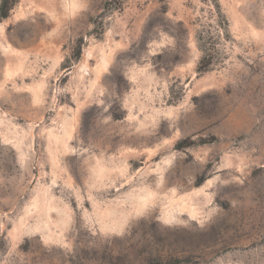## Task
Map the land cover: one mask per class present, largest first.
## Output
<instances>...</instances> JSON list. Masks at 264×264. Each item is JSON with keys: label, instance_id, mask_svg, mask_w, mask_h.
<instances>
[{"label": "rangeland", "instance_id": "374dc122", "mask_svg": "<svg viewBox=\"0 0 264 264\" xmlns=\"http://www.w3.org/2000/svg\"><path fill=\"white\" fill-rule=\"evenodd\" d=\"M0 264H264V0L0 17Z\"/></svg>", "mask_w": 264, "mask_h": 264}, {"label": "trees", "instance_id": "16d2710c", "mask_svg": "<svg viewBox=\"0 0 264 264\" xmlns=\"http://www.w3.org/2000/svg\"><path fill=\"white\" fill-rule=\"evenodd\" d=\"M18 0H2L0 4V17L6 19L9 17L11 10L16 5Z\"/></svg>", "mask_w": 264, "mask_h": 264}]
</instances>
